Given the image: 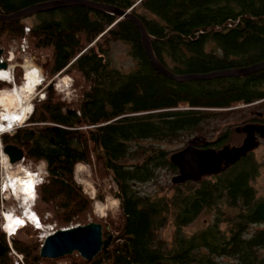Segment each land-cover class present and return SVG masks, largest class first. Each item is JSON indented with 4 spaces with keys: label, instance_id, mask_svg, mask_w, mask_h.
I'll return each instance as SVG.
<instances>
[{
    "label": "trees",
    "instance_id": "16d2710c",
    "mask_svg": "<svg viewBox=\"0 0 264 264\" xmlns=\"http://www.w3.org/2000/svg\"><path fill=\"white\" fill-rule=\"evenodd\" d=\"M43 1L48 0H0V13ZM96 1L139 17L155 56L174 73L264 59V0ZM117 40L129 45L135 60L129 71L110 65V45ZM13 41L46 54L47 79L68 74L77 94L67 101L54 86L48 88L29 117L45 123L39 135L25 129L19 138L5 137L46 164L47 175L36 185L34 212L41 221L49 212L43 221L55 222L54 229L90 221L92 199L75 178L78 162L94 166L99 180L111 177L120 208V218L103 221V238H112L91 259L76 251L57 260L42 258L41 228L26 223L10 236L24 264H264V228L250 230L264 222V195L253 185L264 161L252 151L217 174L172 183L170 193L137 186L157 185L163 174L177 173L169 156L191 137L203 136V147L238 143L235 126L220 129L219 123L242 107L264 102V68L240 76L174 80L152 67L132 20L80 4L0 20V47L7 50ZM21 72L16 66V80ZM6 84L0 80V87ZM68 107L79 111L75 124ZM175 143L180 144L175 149L165 146ZM203 211H211L213 218L186 232ZM169 224L172 235L166 240L160 230ZM0 241V264H17L1 226Z\"/></svg>",
    "mask_w": 264,
    "mask_h": 264
},
{
    "label": "water",
    "instance_id": "95a60500",
    "mask_svg": "<svg viewBox=\"0 0 264 264\" xmlns=\"http://www.w3.org/2000/svg\"><path fill=\"white\" fill-rule=\"evenodd\" d=\"M66 4H80L132 20L139 30L142 45L152 67L174 80L182 81L188 79L240 76L264 68V59H262L242 67L219 69L203 73H174L164 66L155 56L149 33L139 17L129 10L96 0H48L38 2L11 13H0V20H14ZM2 52L3 48L0 47V55ZM6 67L7 60L0 61V69ZM52 85L53 82L50 81L47 87ZM44 94L45 92L42 93V95ZM66 112L69 118H79V112L74 108H67ZM71 123L75 124V120L71 119ZM234 129L236 132L245 133L239 144L224 143L218 148L211 146L199 147L198 145L204 142L205 139L203 136L198 135L189 138L181 149L172 152L169 159L177 166L178 171L171 177V182L174 184L186 180L197 181L205 175L217 174L224 167L236 162L249 151L258 147L259 139L256 133L264 140V124L246 122L242 125L235 126ZM4 150L8 153L11 162L19 159L22 155V150L14 144H6ZM102 229L103 224L97 221H89L85 224H75L55 229L44 236L40 246V256L43 258L59 259L66 254H71L73 251H76L81 257L91 259L101 249L106 248L112 238V234L103 238ZM3 249V244L0 241V252Z\"/></svg>",
    "mask_w": 264,
    "mask_h": 264
},
{
    "label": "rangeland",
    "instance_id": "374dc122",
    "mask_svg": "<svg viewBox=\"0 0 264 264\" xmlns=\"http://www.w3.org/2000/svg\"><path fill=\"white\" fill-rule=\"evenodd\" d=\"M27 42H21L18 46L17 43L14 41L11 42L8 46V49H4V56L11 61H8V68H14V66H20L21 67V76L16 81L17 85L14 84L13 87L9 88V85L11 86L12 80H8L6 86L0 90L2 91H11L16 87L21 88L25 82V74L29 68H36L40 70L42 80L39 82L38 85H36L33 92L30 94V98H36L42 93H44V88L47 86V84L51 81L47 79V62L48 57L44 53L39 52H33L27 47ZM23 46V47H22ZM25 49L23 50V48ZM14 56V57H13ZM4 58V57H3ZM5 58V59H6ZM108 58L110 61V65L116 68H119L123 71H129L135 67V60L129 53V45L121 40L113 41L111 42ZM7 70V69H6ZM2 71V70H1ZM4 71V70H3ZM15 72V69H14ZM44 77V79H43ZM48 80V81H47ZM6 82V81H5ZM53 86L62 93L61 98H65L67 101L71 100V97H76L77 94L75 92V88L72 85L73 84V78L72 76L68 74H61L58 75L52 80ZM13 88V89H12ZM39 93V94H38ZM29 102H32V99ZM31 105V104H30ZM8 108H11L10 106ZM70 108V107H68ZM254 108L263 111L264 113V102L258 103L256 105L252 106H245L240 109H238L237 112L230 115L227 119L221 121L219 123V128L224 129L227 126H230L231 128H234V126L241 124L242 122L247 121L249 118V109ZM0 114L4 112V108L0 106ZM260 120L264 121V114L260 118ZM239 138V142L242 140V134L239 136H234V140ZM230 144H236L235 142L231 141ZM180 144H165L166 148L169 149H175ZM255 158L258 161H264V140L259 141L258 147H256L254 150H252ZM43 164L39 163L38 168H42ZM40 170V169H38ZM9 171L16 172L17 174H20V167H14L13 169H9ZM41 176L44 175V170H41ZM35 172V171H33ZM39 172V171H38ZM75 178L76 180L81 184V188L83 192L92 199V210L88 214V219L90 221H95L94 217L97 219H100L101 223L103 221H111L116 220V217L120 218L119 213V198L114 195V191L116 190V186L114 184V181L109 177L108 175L103 176L100 180L97 178V175L95 174L94 166L92 168L83 162H78L75 165L74 169ZM174 175V174H173ZM171 177L172 173L163 174L159 180V183L157 185L153 183H147V184H138L140 191H153L156 189L158 192H171ZM162 187H161V186ZM253 185L256 189V193L258 195H264V169L263 167H259V173L254 179ZM83 186L85 187L86 191H84ZM99 188L101 189L102 195L98 196L99 194ZM92 190V192H91ZM22 191V192H21ZM24 190L19 189L17 193H14V195H11L10 192L7 190L0 191V226L5 231L6 240L9 246L10 253L16 258L17 264H24L23 258L20 253H18L10 244V236L13 234L16 230H18L23 224L32 223L35 227H40L41 231L38 234L39 238L44 239V236L51 231L55 230L54 227H56L55 222H47L43 220H47L48 217H50L49 212H45L43 214L42 221L40 220L39 216L34 212L33 205L30 207L32 211L37 215L38 221L40 222V226H37L31 221L25 220L22 225H20L16 230H12L11 221L14 216H23V206H29L28 203H33V195L30 199H26V195L24 193ZM13 194V193H12ZM6 196V197H5ZM2 197H5L2 198ZM3 201V202H2ZM24 204V205H23ZM21 205V206H20ZM4 212V217H2V213ZM22 214V215H21ZM213 218V214L211 211H203L192 223L188 224L185 227L186 232L191 233L197 229H200L204 227L211 219ZM226 226V223H222L221 227L224 228ZM257 228H264V222H261L259 224L253 225L251 227V231ZM172 225L169 224L166 227L162 228L160 230V235L165 238L166 240H169L172 235ZM43 241V240H42ZM264 251V249H263ZM75 252V251H73ZM72 252V253H73ZM71 253V254H72ZM21 255V259L18 257V255ZM66 254L63 257H66ZM43 258V257H42ZM59 258V259H61ZM51 259V258H49ZM57 260V259H52Z\"/></svg>",
    "mask_w": 264,
    "mask_h": 264
},
{
    "label": "flooded vegetation",
    "instance_id": "af4514ba",
    "mask_svg": "<svg viewBox=\"0 0 264 264\" xmlns=\"http://www.w3.org/2000/svg\"><path fill=\"white\" fill-rule=\"evenodd\" d=\"M1 48H3V47H1ZM5 58L6 57L4 56V48H3V52L0 55V61L4 60ZM11 58H10V60H8L6 58L5 60H7V67L6 68H1L2 70L9 69V72L11 74V80L13 82V83H11V86L9 85V88L13 87L14 84L17 85V83L15 81V72H14L15 66L12 69L8 68V66H9L8 61L13 60ZM0 80L6 81V82L8 81V79H5V78H0ZM51 81H52V79H51ZM5 86L6 85L1 86L0 90L3 89ZM47 86H48V84H47ZM47 86L43 89L45 94H46V90L48 88L52 87L53 85L50 86V87H47ZM15 88H18V87L15 86ZM45 94L42 95V96H38V97H36L34 99L30 98V95H29L30 100L32 99V102L31 103L29 102L31 104L30 105V110L26 111V113H22L23 120L21 122L17 118L14 119V121H12V126H10V127L7 126L8 119H5L3 117L4 116L3 113L0 114V123H1V125L3 127H5L4 129L0 128V191H1V189L5 190L6 188H8V191L10 192V194L14 195L13 188L9 185L10 184L9 183L10 182L9 181V177L12 178V179H17L19 181H23V182H30L32 180L33 181V185H32L31 189H32V193H33V198L35 199V196H36V185L41 183L45 179V176L47 175L46 164H45V162L43 160L34 161L33 159L28 157V155L26 154V150H25L23 145H20L17 142L15 143V142H7V141H5V137L6 136H13L14 134H17V136L19 138L22 135V133H23V131L25 129H27V130L31 131L32 133H34L35 136L39 135V128L43 127V126H39V125H45V123L40 124L38 122L29 120V117L31 116V114L33 112L34 102L39 100V99L44 98ZM249 112H250V114H249V118L250 119H248L244 123H246V122H254V123L264 124V121L260 120V118L264 114L263 111L251 108V109H249ZM68 119L70 120V122H71V119H74L75 123L78 120V118L77 119H75L74 117L69 118V116H68ZM244 123H241V124H238V125H242ZM53 125H54V128L57 127V124H53ZM239 133L242 134V138H243L245 133L244 132H239ZM256 134H257V137H258L259 141L263 140L262 138L259 137L258 133H256ZM240 142H238L236 144H239ZM6 144H14L18 148H20L22 150L21 157L19 159L15 160V161L11 162L8 153L5 152V150H4V146ZM198 146L199 147H203L201 145H198ZM39 163L43 164L42 168H38ZM18 166L20 167V171H21L20 174H17L16 172H13V171H9V169H13L14 167H18ZM38 169H40V170H38ZM41 170H44V173H45L42 176H41V172H42ZM33 171H35V172H33ZM5 197H2V198L5 199ZM33 204H34V200H33ZM28 205H29L28 207H31L30 205H32V203L30 202V203H28ZM22 208H23V211H22V213H23L24 210H25V206H23ZM1 213L3 215L2 217H4V212H1Z\"/></svg>",
    "mask_w": 264,
    "mask_h": 264
},
{
    "label": "bare ground",
    "instance_id": "6f19581e",
    "mask_svg": "<svg viewBox=\"0 0 264 264\" xmlns=\"http://www.w3.org/2000/svg\"><path fill=\"white\" fill-rule=\"evenodd\" d=\"M1 70L2 69H0V78L11 80L9 69L4 71ZM41 80L42 77L40 70L36 68H29L25 74V82L21 88H12L13 90L11 91L6 90L0 92V106L4 108L3 117L5 119H8V127L12 126V121H14V119L16 118L19 119L20 122L23 120L22 113H26V111L30 110L29 95L33 92L36 85H38ZM9 106L11 108H8ZM0 128L4 129L5 127H3L0 123ZM9 181V185L13 188L14 193H17L21 188V190L25 191L24 193L26 195V199L31 198V196L33 195L31 189L33 185L32 180L30 182H23L9 177ZM25 220L31 221L37 226H40L37 215L32 211V209H30V207L26 206L23 212V217H13L11 221L12 230H16L20 225L24 223Z\"/></svg>",
    "mask_w": 264,
    "mask_h": 264
},
{
    "label": "built area",
    "instance_id": "2783aa9c",
    "mask_svg": "<svg viewBox=\"0 0 264 264\" xmlns=\"http://www.w3.org/2000/svg\"><path fill=\"white\" fill-rule=\"evenodd\" d=\"M23 47V46H22ZM25 49V47L23 48V50ZM8 188H6L5 190H7ZM83 189H84V191H86V189H85V187L83 186ZM5 190H2L1 189V191H5ZM91 192H92V190H91ZM24 205V204H23ZM32 205H33V203H32ZM32 205H30L31 207H32ZM21 206V205H20ZM18 255V257L21 259V255H19V254H17Z\"/></svg>",
    "mask_w": 264,
    "mask_h": 264
}]
</instances>
